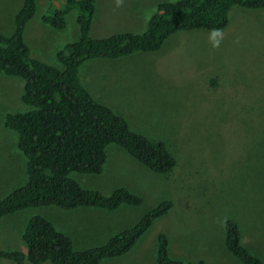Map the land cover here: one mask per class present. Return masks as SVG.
<instances>
[{
  "label": "rangeland",
  "instance_id": "obj_1",
  "mask_svg": "<svg viewBox=\"0 0 264 264\" xmlns=\"http://www.w3.org/2000/svg\"><path fill=\"white\" fill-rule=\"evenodd\" d=\"M167 1L177 0H123L119 7L116 0H98L92 37L127 33L124 17L152 16ZM23 3L0 0V34L14 33ZM37 5L25 42L33 58L63 70L57 54L79 41L78 12L66 15V28L58 30L41 23L49 1ZM229 15L217 48L210 32L191 31L174 36L158 53L125 58L139 65L134 80L123 79L126 65L99 64L91 73L94 62L85 63L83 76H93L102 104L126 119L133 131L163 142L177 165L169 176L155 174L121 147L110 145L103 174L71 177L84 189L105 196L126 188L140 196L143 205L122 206L114 213L86 207L30 208L0 221L1 250L25 249L22 234L34 216L52 222L72 239L75 250L98 248L133 228L160 203L171 201L173 209L154 223L132 252L101 264H158L160 234L169 239L170 256L186 264H242L225 247L228 220L238 224L243 245L264 262V9L234 7ZM37 22L40 28L28 31ZM24 87L22 79L0 75V201L28 181L19 135L5 126L8 114L30 110L22 102Z\"/></svg>",
  "mask_w": 264,
  "mask_h": 264
},
{
  "label": "trees",
  "instance_id": "obj_2",
  "mask_svg": "<svg viewBox=\"0 0 264 264\" xmlns=\"http://www.w3.org/2000/svg\"><path fill=\"white\" fill-rule=\"evenodd\" d=\"M98 0H52L42 21L66 28V15L78 12L80 39L58 52L64 69L33 58L25 31L36 16V0H24L15 16L11 36L0 34V75L25 82V113L8 114L5 126L19 135L18 146L27 158V183L0 201V221L30 208L56 207L65 211L95 208L114 212L122 206L140 207L144 200L126 188L110 196L84 189L71 175H101L108 161L107 148L117 145L151 172L169 176L177 161L167 146L133 131L126 119L94 99L82 82L81 66L92 60H120L142 53H158L182 32L225 30L234 7L264 9V0H177L162 2L143 33H120L105 39L90 36ZM56 2H62L60 9ZM59 6V7H58ZM164 201L131 229L120 232L101 247L74 249L73 241L48 219L34 216L26 223L25 249L1 250L3 260L17 264H101L130 253L154 223L172 209ZM225 247L242 264H264L241 241L238 224L225 223ZM158 264H186L170 256L166 235L157 237ZM187 264H205L204 262Z\"/></svg>",
  "mask_w": 264,
  "mask_h": 264
},
{
  "label": "crops",
  "instance_id": "obj_3",
  "mask_svg": "<svg viewBox=\"0 0 264 264\" xmlns=\"http://www.w3.org/2000/svg\"><path fill=\"white\" fill-rule=\"evenodd\" d=\"M38 1H41V2H48L49 1V3H50V0H36V3H38ZM37 8H38V5H37ZM150 16L151 15H148V16L147 15H128L127 17H124L125 24L128 27V30H127L128 32L127 33H135L133 30H135L137 28L140 29V32H137V33H143L145 31V29H146V26H147V23H148V21L150 19ZM37 21H38V18H37ZM41 23H43V22H41ZM92 24H93V22H92ZM34 28L35 29H39L40 28V24L37 22L36 26L31 25L29 27L28 31L34 30ZM122 32H124V31H122ZM92 35H93V28L91 27L90 36L92 37ZM95 36L96 37L98 36V32L95 33ZM89 62H94V64H92L90 66L91 67L90 68L91 69V73H93V69L97 68L99 66V64H101L99 67H105V66L111 67L112 64H116V65L121 66V68H123L122 66L126 65V67H124L123 70H122L123 73H124V75H122V77H123L124 80L127 79V80H130V81L134 80L136 78L135 69L137 67H139V65H137V63L130 62V61L126 60V59L113 60V61H101V60L100 61H96V60H92V61H89ZM84 66H85V63L80 68V76H81L83 84L85 85V87L88 89V91L91 93V95L94 97V99L96 101H98L100 103H103V102H101V100H99V99H101V96L99 94V89L100 88L95 83V81L93 79V76L90 79L85 80V78L83 76V68H84ZM131 66H134V67H131ZM121 68H119V69H121ZM124 69H127V70H124ZM112 213H114V212H112ZM144 238H145V236L141 240H143ZM141 240L139 242H141ZM139 242L137 243L135 248L138 246Z\"/></svg>",
  "mask_w": 264,
  "mask_h": 264
},
{
  "label": "clouds",
  "instance_id": "obj_4",
  "mask_svg": "<svg viewBox=\"0 0 264 264\" xmlns=\"http://www.w3.org/2000/svg\"><path fill=\"white\" fill-rule=\"evenodd\" d=\"M123 0H116V6L119 7L122 4ZM210 38L212 40L213 48L219 47L220 40L222 39V33L220 30L214 29L210 32ZM219 38V39H218Z\"/></svg>",
  "mask_w": 264,
  "mask_h": 264
}]
</instances>
